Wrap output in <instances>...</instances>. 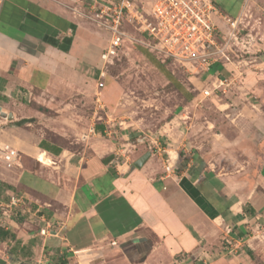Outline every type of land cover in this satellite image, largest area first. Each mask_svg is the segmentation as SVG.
I'll list each match as a JSON object with an SVG mask.
<instances>
[{
	"label": "rangeland",
	"instance_id": "374dc122",
	"mask_svg": "<svg viewBox=\"0 0 264 264\" xmlns=\"http://www.w3.org/2000/svg\"><path fill=\"white\" fill-rule=\"evenodd\" d=\"M4 1L0 0V10ZM32 1L44 5L70 25L73 23V32L63 34L58 30L54 40L68 45L69 40L63 41L62 36L76 37L75 44L80 45L72 48L71 41L68 51L77 56V66L72 68L75 70L73 82L63 87L53 85L39 95V102L30 100L28 95L18 96L9 103L16 112L13 118L0 117V139L9 143L12 136H16L14 148L19 152V163L12 169L4 168L0 163V182L13 186V190L0 187V202H9L7 193L11 190L24 198L23 207L31 209L21 213L18 207L0 205V228L8 226L9 218L22 223L24 215L27 218L28 215L38 217L43 214L50 221L62 217L64 208L54 194L60 187L70 188L67 185L71 184L79 153L98 139L116 144L115 152L120 159H125V155L132 159L149 152L148 158L152 157L163 173H166L164 167L168 158L175 157V161L181 160V166L192 159L200 168L207 166L216 173H228V177L241 181L243 186L247 185L246 180L251 184L264 179V38L262 32H258L260 25L264 28V0H244V11L234 18L237 39L229 41L230 61L225 63L226 66L219 63L214 70L211 68L208 72L211 80L206 79L207 74L203 78L207 83L198 79L199 74L186 72L175 60L157 54L137 41L127 40L104 80L100 96L104 110L96 106L95 84L99 55L107 38L89 18L88 0ZM212 1L233 15L242 0ZM136 2L149 10L150 0ZM221 30L228 31V28L223 26ZM127 32L135 36L132 28L128 27ZM250 46L252 48L248 49ZM216 73L219 78H229L231 83L217 95L211 93L204 97L201 91L212 86ZM3 110L12 113L6 106ZM21 119L29 122L16 125ZM91 125L96 134L82 139V134L87 133ZM98 126L102 127L101 132H98ZM39 140L60 146L61 152L57 155L45 151L46 158L51 161L49 164L37 159L42 151ZM163 148L166 151H162ZM177 170L175 168V172ZM74 219L72 215L67 230ZM33 224L37 225L36 222ZM135 235L129 234L117 243L109 239L93 244L90 235L82 230L69 245L73 243L76 252L59 250V255L57 252L49 255L50 262L264 264V248L251 250L244 243L223 237L222 233L214 234L206 242L203 252L192 256L168 254L162 247L154 246L151 240H142ZM58 237L49 242L51 246L61 247L58 242L63 239Z\"/></svg>",
	"mask_w": 264,
	"mask_h": 264
},
{
	"label": "crops",
	"instance_id": "0c3cea01",
	"mask_svg": "<svg viewBox=\"0 0 264 264\" xmlns=\"http://www.w3.org/2000/svg\"><path fill=\"white\" fill-rule=\"evenodd\" d=\"M243 2L236 16L244 11ZM216 23L226 27L220 18ZM0 26V107L9 108L13 118L16 112L9 103L18 96L28 95L39 102V95L53 85L63 87L73 82L77 56L68 51L71 41L72 48L80 43L75 44L77 38L70 36H62L63 41L69 40L68 45L54 40L58 30L63 34L73 32V23L70 25L32 0H5ZM262 28L260 25L258 32L264 38ZM12 138L9 144L14 147L16 136ZM116 148L110 141L94 140L79 153L71 184L67 185L70 188L56 190L54 196L64 213L52 221L63 224L61 237L57 236L63 239L58 242L61 247L50 245L55 240L53 236L39 233L44 218L50 221L43 214L24 215L22 223L9 218L4 229L14 238L0 240V264H52L49 255H59V250L76 252L73 243L69 245L82 230L90 235L93 244L109 239L117 243L136 233L135 237L151 240L171 255L200 254L206 242L219 233L251 250L264 248V179L251 184L246 180L243 186L228 173H216L207 166L200 168L192 159L181 166V160L175 161V157L168 158L173 167L169 174L163 173L152 157L137 168L134 162L146 152L120 159ZM41 150L39 155L46 153ZM72 215L75 219L67 230Z\"/></svg>",
	"mask_w": 264,
	"mask_h": 264
},
{
	"label": "built area",
	"instance_id": "2783aa9c",
	"mask_svg": "<svg viewBox=\"0 0 264 264\" xmlns=\"http://www.w3.org/2000/svg\"><path fill=\"white\" fill-rule=\"evenodd\" d=\"M87 8L89 18L106 33L107 38L99 55L95 84V101L100 110H104L100 97L104 80L127 40L137 41L149 50L175 60L186 72L199 74L198 79L207 83L211 68L214 70L219 63L226 66L225 63L230 61L229 41L237 39L236 19L223 14L212 0H150L149 10L136 0H88ZM216 18L225 23L228 31L221 30ZM128 27L133 29L135 36L127 32ZM205 74L207 76L203 80ZM230 83L229 78H219L216 73L212 86L202 89L201 94L204 97L211 93L217 95ZM95 133V127L91 125L88 132L82 134V139ZM18 160V150L0 139V163L3 167L11 169L19 163ZM164 168L167 174L173 169L169 163ZM0 205L18 207L21 213L31 210L29 206L23 207L24 198L13 192L9 194V202H0ZM43 221L45 225L39 233L44 237H57L64 228L61 222L45 218Z\"/></svg>",
	"mask_w": 264,
	"mask_h": 264
},
{
	"label": "trees",
	"instance_id": "16d2710c",
	"mask_svg": "<svg viewBox=\"0 0 264 264\" xmlns=\"http://www.w3.org/2000/svg\"><path fill=\"white\" fill-rule=\"evenodd\" d=\"M238 1H239V0H238ZM239 2H240V1H239ZM214 3H215L216 6L220 9V11H223V13H224L225 15H227V16H229V17H231V18H235V17H236L237 12H238V10H239V8H240V7L237 8V11H236L235 14L230 15V14H228L227 12H225L223 8H220V7L217 5V3H216L215 1H214ZM220 28H221V27H220ZM58 46H59V45H58ZM59 48H61V46H59ZM43 109H44V108H43ZM25 121H26V122H29L28 119H21V120H19V121L16 122V125H20L21 123H23V122H25ZM97 128H98V130H100V131L102 130V127H101V126H98ZM49 145H50V144H48L45 140H42V141L38 144V146H39L40 148H42V149H44V150H46V151H49V152H51L52 154L57 155V154L60 153L61 149H60L59 147H57V146H55V145H54V146L51 145L52 147L49 148ZM2 186H6L8 189L13 190V187H12L11 185L0 182V187H2ZM38 213H39V212H38ZM6 238H14V234H11L9 231H6L4 228H0V240L6 239ZM71 240H74V239L71 238ZM248 253H250V251H249Z\"/></svg>",
	"mask_w": 264,
	"mask_h": 264
},
{
	"label": "water",
	"instance_id": "95a60500",
	"mask_svg": "<svg viewBox=\"0 0 264 264\" xmlns=\"http://www.w3.org/2000/svg\"><path fill=\"white\" fill-rule=\"evenodd\" d=\"M0 117L12 119V115L6 112L5 110H3L1 107H0ZM149 156H150L149 152L144 153L134 162V166L140 168L142 164L148 159Z\"/></svg>",
	"mask_w": 264,
	"mask_h": 264
},
{
	"label": "bare ground",
	"instance_id": "6f19581e",
	"mask_svg": "<svg viewBox=\"0 0 264 264\" xmlns=\"http://www.w3.org/2000/svg\"><path fill=\"white\" fill-rule=\"evenodd\" d=\"M37 159L42 162L43 164H49L51 163L50 159L46 158V154L42 152L40 155H38ZM81 252V251H79Z\"/></svg>",
	"mask_w": 264,
	"mask_h": 264
}]
</instances>
